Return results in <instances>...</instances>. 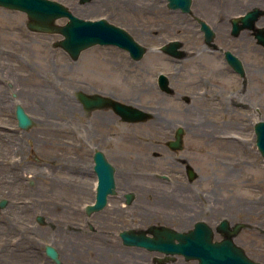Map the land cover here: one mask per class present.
<instances>
[{
  "label": "flooded vegetation",
  "instance_id": "af4514ba",
  "mask_svg": "<svg viewBox=\"0 0 264 264\" xmlns=\"http://www.w3.org/2000/svg\"><path fill=\"white\" fill-rule=\"evenodd\" d=\"M60 1L76 15L105 18L125 29L135 11L131 0ZM166 9H172L167 0L148 4L150 13L161 15ZM173 10L180 12L173 19L176 35L150 26L148 51L177 42L178 57L164 52L168 56L162 63L176 62L178 71L165 72L160 63L148 62V83L139 85L148 93V104L141 105L144 119L125 120L115 109V100L136 104L131 77L96 74L94 83L84 82L87 97L108 99L93 108L80 100L82 121L79 129L70 127L80 141L81 165L71 163L64 170L79 175L81 183H68L65 204H49V232L60 259L50 258L53 264H200L194 251L201 241H233L264 262V202L232 201L215 193L213 199H201L199 129L189 113L203 107L264 109V2L191 0L189 10ZM250 11L257 15L251 26L238 18ZM6 52L0 46V57ZM247 63L258 64L256 102L249 100L253 87ZM197 86L204 94L202 104L194 103ZM97 153L110 165V174L103 176L112 181L100 198Z\"/></svg>",
  "mask_w": 264,
  "mask_h": 264
},
{
  "label": "rangeland",
  "instance_id": "374dc122",
  "mask_svg": "<svg viewBox=\"0 0 264 264\" xmlns=\"http://www.w3.org/2000/svg\"><path fill=\"white\" fill-rule=\"evenodd\" d=\"M149 3L131 0L135 11L129 14L126 27L147 48L148 28L159 26L160 31L176 35L178 25L173 19L180 13L173 9L161 15L150 13ZM120 21L127 23L123 18ZM27 22L25 12L0 6V46L7 51L0 57V200L8 199L0 207V264H53L44 251L46 244H55L47 210L52 201L65 204L68 183H81L79 175L64 168L71 163L81 165L80 141L70 127L79 129L82 121L76 93L86 88L84 82L94 83L96 74L131 77L136 86L132 93L136 94L135 103L141 106L148 104V93L139 86L148 83V62L153 67L160 63V70L165 72L178 71L176 62L162 63L168 55L154 47L136 61L119 47L95 45L73 60L55 44L62 34L33 31ZM257 66L247 63L253 87L249 100L255 102ZM201 88L192 89L199 95L196 104L205 102ZM51 94L53 98L48 101ZM16 103H21L34 120L28 129L17 125ZM60 104L69 108L66 115L58 111ZM204 109L189 112L199 129L201 178L196 184L201 199H213L215 193L232 201L245 198L264 202V157L254 131L255 122L264 119V109ZM16 179L18 185L10 186ZM38 215L44 217L43 223L37 221Z\"/></svg>",
  "mask_w": 264,
  "mask_h": 264
},
{
  "label": "water",
  "instance_id": "95a60500",
  "mask_svg": "<svg viewBox=\"0 0 264 264\" xmlns=\"http://www.w3.org/2000/svg\"><path fill=\"white\" fill-rule=\"evenodd\" d=\"M191 0H169L171 7L184 6L189 7ZM0 5L8 8L25 11L28 15V26L33 30L46 32H60L65 38L59 43L65 49L70 51L74 58H77L81 50L96 43H115L120 47L128 50L130 55L135 59H141L147 47L140 44L125 29L108 24L104 20L86 21L74 16L63 4L55 0H0ZM252 15V13H250ZM61 16H70L72 22L68 25L60 26L55 23L56 19ZM255 17L252 16V20ZM176 54V44L166 47ZM79 97L83 98L81 92ZM91 105V102H89ZM117 110L120 111L124 118L135 120L144 112L130 104L117 102ZM16 117L18 124L23 128H28L33 124L32 117L27 113L24 106L20 103L16 105ZM256 142L262 155L264 156V120L261 119L255 124ZM105 164L99 161L96 165L99 173L103 170ZM107 169L105 166L104 170ZM103 174V172H102ZM103 180V178H102ZM110 182L108 181L107 184ZM105 180L102 181L99 196H101L103 187L107 185ZM7 203L6 199L0 201V206ZM39 216L38 220L42 221ZM203 245H197L194 255L200 258V264H262L252 261L246 256L243 249L233 242L217 243L215 246L204 249ZM46 253L59 261L58 252L51 244H47Z\"/></svg>",
  "mask_w": 264,
  "mask_h": 264
},
{
  "label": "bare ground",
  "instance_id": "6f19581e",
  "mask_svg": "<svg viewBox=\"0 0 264 264\" xmlns=\"http://www.w3.org/2000/svg\"><path fill=\"white\" fill-rule=\"evenodd\" d=\"M41 94H44V93H41ZM48 96H50L49 98H48V101L50 100V98H53V94H51V95H48ZM57 98H59V96L57 95ZM65 103H66V99H65ZM50 109V108H49ZM69 108L68 107H65L64 106V104H60V105H58V111L60 112L61 111V113H63V114H67V112L69 111L68 110Z\"/></svg>",
  "mask_w": 264,
  "mask_h": 264
}]
</instances>
